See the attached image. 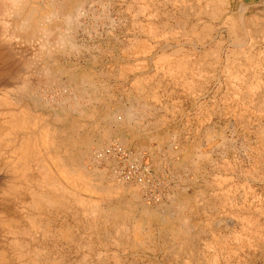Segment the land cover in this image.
<instances>
[{"label": "rangeland", "instance_id": "374dc122", "mask_svg": "<svg viewBox=\"0 0 264 264\" xmlns=\"http://www.w3.org/2000/svg\"><path fill=\"white\" fill-rule=\"evenodd\" d=\"M10 6L0 264H264V0ZM112 141L160 198L117 178Z\"/></svg>", "mask_w": 264, "mask_h": 264}, {"label": "built area", "instance_id": "2783aa9c", "mask_svg": "<svg viewBox=\"0 0 264 264\" xmlns=\"http://www.w3.org/2000/svg\"><path fill=\"white\" fill-rule=\"evenodd\" d=\"M99 156L116 161L119 166L112 168L117 178L138 185L147 199L155 200L161 197L162 192L155 193V187H164L165 184L151 174L150 165L144 162L141 154L125 149L119 141H112Z\"/></svg>", "mask_w": 264, "mask_h": 264}, {"label": "bare ground", "instance_id": "6f19581e", "mask_svg": "<svg viewBox=\"0 0 264 264\" xmlns=\"http://www.w3.org/2000/svg\"><path fill=\"white\" fill-rule=\"evenodd\" d=\"M3 1V3L5 4V6H13V5H18L19 3H20V1L21 0H2ZM8 4V5H7ZM10 6V7H11ZM4 8V7H3ZM5 9V8H4ZM2 10V9H1ZM143 10H145V8H143ZM26 21V20H25ZM6 26V25H5ZM23 27H25L26 26V24L25 25H22ZM29 26V25H28ZM5 28V27H4ZM5 30V29H4ZM3 33V36H6V33L5 32H2ZM49 33V32H48ZM13 34V33H12ZM8 36V35H7ZM48 36H49V34H48ZM12 37H13V35H12ZM11 37V35H10V38H12ZM9 38V39H10ZM13 39V38H12ZM6 40V39H5ZM8 40V39H7ZM46 40H48V37H47V39ZM51 40V39H50ZM49 41V40H48ZM7 52V51H6ZM9 56V55H8ZM0 60H2V59H0ZM27 60V59H26ZM27 62V61H26ZM1 63V62H0ZM5 64V63H4ZM8 64V63H7ZM8 67V66H7ZM25 81V80H24ZM24 81H22V82H24ZM25 84V83H24ZM24 84H23V86H24ZM20 85H22V84H20ZM31 85V84H30ZM23 86H22V88L21 89H23ZM26 86V85H25ZM19 88V87H18ZM26 88V87H25ZM20 91V90H19ZM7 96V94L6 93H4V96ZM8 97V96H7ZM16 156L15 157H13L12 159H10V162H9V166H14V165H16ZM8 166V165H7ZM51 170V169H50ZM47 171V170H46ZM43 172H45L44 170H43ZM70 174V173H69ZM72 174V173H71ZM78 175V174H77ZM20 176V175H19ZM70 176V175H69ZM78 177V176H77ZM76 177V178H77ZM79 177H80V175H79ZM16 178H17V176H16ZM81 178V177H80ZM46 184H47V186L46 187H51V188H53V189H58V188H64V186H63V184L61 183V182H58L57 180H55V179H53V178H49L48 179V181L46 182ZM14 189H12V191H13ZM43 199H45L44 201H51V199H50V197H49V195H42L41 196ZM15 247V246H14ZM31 256V255H30Z\"/></svg>", "mask_w": 264, "mask_h": 264}, {"label": "crops", "instance_id": "0c3cea01", "mask_svg": "<svg viewBox=\"0 0 264 264\" xmlns=\"http://www.w3.org/2000/svg\"><path fill=\"white\" fill-rule=\"evenodd\" d=\"M241 3L248 4V5H255L259 2V0H239Z\"/></svg>", "mask_w": 264, "mask_h": 264}]
</instances>
